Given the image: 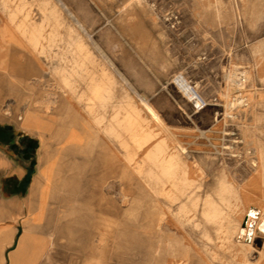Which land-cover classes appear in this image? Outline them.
I'll list each match as a JSON object with an SVG mask.
<instances>
[{"label":"rangeland","instance_id":"1","mask_svg":"<svg viewBox=\"0 0 264 264\" xmlns=\"http://www.w3.org/2000/svg\"><path fill=\"white\" fill-rule=\"evenodd\" d=\"M176 1L184 0H0L46 77L82 107L97 136L112 141L122 164L112 182L83 185L74 182L72 162L63 161L48 231L28 227L13 264H200L190 247L168 252L164 233L160 252L162 192L163 223L207 246L212 263L217 249L215 264H264V232L257 229L264 219V39L246 37L242 0H229L236 14L221 17L226 33L203 38L202 20L194 18L189 39L183 23L173 32L163 19L171 11L181 16ZM217 63L219 71L212 69ZM179 75L203 109L177 87ZM104 209H113L110 223L101 215L102 229H89L87 220ZM251 215L245 240L234 244Z\"/></svg>","mask_w":264,"mask_h":264},{"label":"crops","instance_id":"2","mask_svg":"<svg viewBox=\"0 0 264 264\" xmlns=\"http://www.w3.org/2000/svg\"><path fill=\"white\" fill-rule=\"evenodd\" d=\"M173 5L182 16L185 28L182 34L189 39L196 31L187 23L194 18L202 20L201 37L219 38L221 33H226V27L220 24L221 17L236 14L229 0L195 3L184 0ZM242 6L247 20L246 37L264 39V0H242ZM217 50L220 53L221 48ZM235 60L241 63L240 57ZM212 69L219 71L221 65L217 63ZM57 87L58 84L46 77L40 59L28 47L27 36H23L0 10V264H13L12 255L17 248L21 251L23 241L30 238L28 227L48 231L49 206L63 173V161L72 162L76 184H105L117 179L122 171V164L114 156L112 141L97 136L93 127L87 126L88 117L82 107ZM147 107L152 114L155 112L149 105ZM164 194L162 192L163 197L156 202L159 216L156 240L160 252L159 232L162 229L163 242L170 244L168 252L173 249L171 253L176 254L180 248L190 247L199 256L198 263L215 264L212 257L217 252L215 245L212 263L206 255L207 246H199L185 230L175 235L173 224L167 228L163 223ZM80 196L90 198L86 194ZM94 213L98 217L87 220L88 228L94 230L102 229L99 216H106L103 223H110L108 215L114 214L113 209ZM205 232L204 228L202 236ZM210 232L208 229L207 236ZM237 234L232 241L229 232L226 239L234 242ZM23 236L25 239L20 242ZM192 244L203 250L206 260ZM249 249H253L252 246L246 251ZM159 260L161 258L158 264ZM169 264H174L173 259Z\"/></svg>","mask_w":264,"mask_h":264},{"label":"bare ground","instance_id":"3","mask_svg":"<svg viewBox=\"0 0 264 264\" xmlns=\"http://www.w3.org/2000/svg\"><path fill=\"white\" fill-rule=\"evenodd\" d=\"M102 51V50H101ZM112 64V63H111ZM175 84L177 85V87L181 90V92L194 104V106L196 105V107L198 109H203L206 104H204V101L202 100V98L197 94V91L194 87L190 86L188 82L185 81V79L182 77V76H178L176 79H175ZM243 102H240L239 104L241 105ZM195 107V108H196ZM154 117L157 119V120H160L158 115L154 112L153 113ZM164 125V124H163ZM168 127V126H167ZM166 129V128H165ZM169 132V131H168ZM170 133V132H169ZM172 133V132H171ZM172 138L175 140V142L183 149V151H185V148L182 146V144L176 139L177 137L172 134ZM251 217V219H249V222L247 224L246 227H242L239 229V232L237 234V237L240 235L241 236V240H245L246 236H247V233L249 232V228H250V224L252 222V218L253 215L249 216ZM247 216V219L249 218ZM248 221V220H247ZM262 222L259 223L257 225V229L264 232V219L261 220ZM244 229V230H243ZM163 231L162 229L160 230L159 232V238H162V235H163ZM229 234V231H226V234H225V237L228 236ZM193 247H195V249L199 252L200 256L206 260V258L204 257L203 253H202V249H199V247L195 246L194 244H192ZM251 249L248 250V252H250Z\"/></svg>","mask_w":264,"mask_h":264},{"label":"built area","instance_id":"4","mask_svg":"<svg viewBox=\"0 0 264 264\" xmlns=\"http://www.w3.org/2000/svg\"><path fill=\"white\" fill-rule=\"evenodd\" d=\"M163 19L166 22L168 28L170 30H172L173 32H178L180 27H181V25H182V23H183L182 17L180 16V14L175 12V11L168 12L166 14V17L163 18ZM215 102H217V100H215ZM240 102H243L241 105L246 104V100L245 99L240 100L239 103ZM195 107H196V105H195ZM196 109H198V108L196 107Z\"/></svg>","mask_w":264,"mask_h":264}]
</instances>
